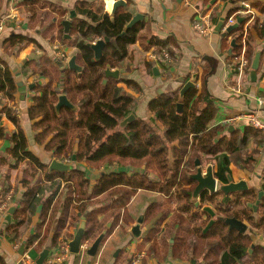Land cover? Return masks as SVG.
Masks as SVG:
<instances>
[{
  "label": "crops",
  "instance_id": "0c3cea01",
  "mask_svg": "<svg viewBox=\"0 0 264 264\" xmlns=\"http://www.w3.org/2000/svg\"><path fill=\"white\" fill-rule=\"evenodd\" d=\"M115 1L117 0H0V20L5 21L0 33V68H3V64L8 68L16 85V93L12 98H7L0 88V125L5 133L0 138V158L13 147L11 137L17 131L16 125L5 114V109H8L18 120L29 152L45 164L48 170L52 159L62 162L61 159L54 158L52 151L46 148L50 136L44 140L37 138L40 129L35 127L36 120L30 119L28 111L34 105V97L39 96L46 85L51 84L53 88L62 78L60 64L64 65L73 55L74 42L78 39V35L72 31L73 25L80 19L90 22L89 18L76 11L81 4L91 10L106 13L110 19H113L117 9H123L132 16L140 13L143 16V28L140 31L142 35L147 39L151 37L175 42L172 49L178 60L167 69L158 60L154 62L152 69H148L147 62L153 61L154 52L146 41L144 45L139 42L131 44L128 56L117 66L109 67L118 70V77H109L104 84L115 80L117 86L135 96L133 114L136 118L149 119L151 113L148 102L159 95L176 92L179 97L183 84L195 74L197 77L194 88L200 90L205 86L217 107L211 126H228L222 135L228 136L232 131L242 132L248 126L244 121L226 123L227 118L237 113L255 110L264 122V35L258 33L259 27L264 29V0H122L124 5L113 10ZM242 1L250 4L253 15L237 16V19L242 20L237 30L227 36L221 30H214L217 21L235 14ZM72 11L74 15H71ZM203 18L212 26L207 35H201L193 28V22ZM67 20L70 21L68 38L64 36L62 24ZM243 31L255 51L260 49V61L254 81L250 78V68L241 77L231 62V54L234 53L232 48L229 52L231 41L236 42L237 38L241 40ZM11 36H23L32 41L12 45L8 42ZM125 82H129V85ZM17 83L25 86L23 95L18 92ZM238 83L240 92L235 93L234 87ZM155 124L161 132L162 124L159 121ZM177 145V140L170 144L174 147ZM254 146L251 142L248 143V151ZM257 148L258 154L252 170L231 163L230 172L225 173L234 182L244 181L247 185L245 191L229 194L227 198L222 193L206 195L207 199L210 197L213 200L205 202H201L200 194L196 198L191 196L194 207H190L188 212L182 211L181 203L176 200L178 191L163 194L160 191L137 189L127 204L120 208L116 224L110 232H106L92 257L87 255L86 249L99 232H96L92 240L82 241L77 253H71L69 247L65 250L64 242L73 238L85 212H88L86 220L94 210L99 211L96 215L98 220L104 214L107 216L113 212H109V207L117 194L108 193L114 187L93 197L94 185L106 175L121 172L127 176L146 175L152 183H158L161 179L157 172L150 169L146 171L145 162L136 166L130 163H105L98 167L89 166L85 161L70 163L72 168L83 170L89 182L85 197L80 201L75 192L68 190V185L73 186L72 181L60 180L58 184H54L53 180L49 182L44 177L43 172L38 174L34 182L24 186L21 181L23 172L28 168L27 161L9 168L8 164L14 160L7 156L8 162L0 165L1 264H32L44 249H48L51 254L43 264H127L135 254L142 255L139 264H205L207 260L203 256L210 249L212 238L203 243L200 234L205 235L216 223H222L217 218L221 217L220 210L228 200L240 211L243 224L246 225L244 233L251 236L250 249L255 245L263 246L264 232L253 227L245 216L250 215L258 220L263 210L260 206H257L256 211L253 210L258 192H263L259 204L264 198V144ZM172 163L170 153L169 168H172ZM200 165L203 172L210 165L213 176L216 177L215 162L205 160ZM190 172L193 173L192 168ZM223 182H227V179ZM195 184L196 182L185 185V191ZM37 185L41 188L37 205L27 219L28 226L21 238H15L13 231H21L22 227L16 225L13 214L20 207L26 187L36 188ZM50 197V203L45 209L44 204ZM85 203V210L80 211L81 205ZM192 213H197L198 217H191ZM201 220H205L203 225H200ZM112 224L113 218L110 217L105 223V230ZM134 227L138 229L135 233ZM55 234L56 239L53 237ZM22 244L23 252L20 253Z\"/></svg>",
  "mask_w": 264,
  "mask_h": 264
},
{
  "label": "trees",
  "instance_id": "16d2710c",
  "mask_svg": "<svg viewBox=\"0 0 264 264\" xmlns=\"http://www.w3.org/2000/svg\"><path fill=\"white\" fill-rule=\"evenodd\" d=\"M76 11L90 20L88 22L80 19L72 27V31L78 35L74 42L73 55L76 64L81 67V72L64 70L62 78L53 88L48 84L41 90L39 96L34 97V105L29 108L28 114L31 120H36L35 127L40 129L37 138L44 140L50 136L46 148L52 151L54 158L71 159L74 155L75 164L85 161L92 167L115 162L136 166L145 162L146 171L150 169L157 172L162 180L152 183L146 175L127 176L124 172L102 177L94 185L92 195L97 196L114 187L108 193L117 194L109 207V212H113L107 216L104 214V217L98 220L96 215L99 211H92L85 222L83 242L92 240L96 232L105 230L106 221L112 217L113 224L106 229L107 233L110 232L116 224L120 208L127 204L137 189L158 190L167 194L177 178L180 183L190 182L188 167H193L196 159L200 162L205 160L215 162L217 167L215 176L219 181L226 180L225 173L230 172L231 163L249 171L253 169L252 164L258 154L257 146L264 144V132L246 126L242 132L232 131L228 136L222 135L228 126L225 124L211 126L217 107L205 86L200 90L189 89L182 98H179L177 93L159 95L148 102V110L151 113L149 119L141 120L135 117L121 125L124 118L134 113L136 98L117 86L115 80L102 84L104 76L101 71L122 62L128 56L131 44L139 42L144 45L145 41L152 46L163 68L167 69L178 60L175 50L172 49L175 42L151 37L147 39L140 33L143 28L142 21L125 30L124 27L132 15L123 9H117L113 19L106 13L91 10L83 4L77 6ZM258 33L264 35V29L259 27ZM228 34L230 33H225L224 36ZM103 37H107L109 41L102 49L100 58L93 60L90 44ZM245 39V55L250 68L255 49L246 36ZM22 41L32 40L23 36H11L8 40L12 45ZM239 50L240 39L237 38L232 52L236 53ZM163 51L167 53L169 62L161 60ZM154 62V60L147 62L149 70L155 66ZM125 83L129 85V82ZM0 88L4 90L7 98H12L16 93L14 79L4 64L3 68H0ZM61 94L67 96L73 108L62 106L59 110L55 109L57 98ZM177 104H181L180 108ZM5 114L16 125L17 131L11 137L13 147L0 158V165L8 162L7 156L14 160L8 164L9 168H15L19 163L27 161L28 168L23 172L21 181L24 186L34 182L38 174L43 172L44 177L49 182L54 181V184H58L60 180L72 181L73 186L68 185V190L75 192L78 200H83L89 185L84 171L77 167L63 172L48 170L45 164L27 150L26 138L16 116L8 109H5ZM156 121L163 126L161 132L155 124ZM4 135L3 127L0 125V138ZM175 140L178 141V145L170 146ZM250 142L255 146L248 151L247 146ZM170 153L173 157L172 168L168 167ZM185 164L187 168H184ZM262 174L264 177V166ZM40 190L38 185L36 188L26 187L20 207L13 214L16 225L22 228L21 231H13V237L21 238L26 230L27 219L37 205ZM50 199L51 197L45 202V209ZM176 200L181 203L182 208L194 207L191 190L186 193V197L180 195ZM200 200L212 201L213 198L207 199L203 193L200 194ZM86 205L87 203L81 205L80 211L85 210ZM258 206L263 208L258 220H254L250 215L245 216L253 227L264 232V198ZM191 217L197 218L198 214L192 213ZM203 223L205 220H201L200 225ZM197 232L200 234L199 230ZM53 237L56 239L57 234ZM200 238L203 239V243L212 238L210 249L203 256V259L207 260L205 264H264V246L255 245L251 252H248L251 248V236L248 233L240 234L227 229L222 223H216L207 234L202 236L200 234Z\"/></svg>",
  "mask_w": 264,
  "mask_h": 264
},
{
  "label": "water",
  "instance_id": "95a60500",
  "mask_svg": "<svg viewBox=\"0 0 264 264\" xmlns=\"http://www.w3.org/2000/svg\"><path fill=\"white\" fill-rule=\"evenodd\" d=\"M119 5H124L122 0H117L115 1L114 5H113V10L119 6ZM71 15H74V12H71ZM141 20H143V16L140 13H136L134 14L131 19L128 21V23L125 25L124 29H128L130 27H132L133 25L137 24L138 22H140ZM223 20L224 18H220L215 27L214 30L216 31H220L222 25H223ZM241 18H238L237 21L233 24H231L227 29V33H231L232 31H234L237 27L238 24L241 22ZM63 32H64V36L66 38H68V30L70 27V21H64L63 23ZM109 41V39L107 37H103V38H99L97 40H95L94 42H92L90 44V48L93 51V60H98L102 54V49L104 48L105 44ZM231 47L229 49V52L231 51V48L235 45L234 40L231 41ZM259 61H260V49H257L254 52V55L251 59L250 62V78L254 81L255 79V73L256 70L258 68L259 65ZM62 66V71L69 69V70H73L76 71L77 73L81 72V67L79 65L76 64L75 61V56L72 55L70 56V58L68 59V61L63 65L62 63L60 64ZM104 78L102 79V83L104 84L106 82V79L109 77L112 78H117L118 77V70L117 69H110L109 67L105 68L104 70L101 71ZM196 75H192L190 80L186 81L183 86L181 87V89L179 90V97H183L184 94L186 93V91L188 89H193L195 87V81H196ZM17 90L18 92L23 95L25 92V86H23V84L21 83H17ZM62 106H66L69 108H73L74 106L71 104V102L68 100L67 96L64 94H61L58 96L57 98V103L55 104V109L59 110ZM178 108H180L181 104H177ZM134 119V115L130 114L129 116H127L126 118H124L121 122V125H124L125 123L131 121ZM231 128V127H230ZM72 161L75 160V156H72ZM198 161H196L197 163ZM72 168V165L58 161L56 159H52L50 164H49V169L50 170H54V171H59V172H63V171H68ZM195 181H196V186L193 190L192 196L193 198H196L198 196V194L203 191V190H207L210 193L215 192V187L218 184L219 180L213 176V172H212V167L208 166L207 167V171L206 173H203L201 168L198 167L196 170V173L194 175L191 176ZM226 179L228 180L227 184H219L218 185V190L222 191L224 193H233V192H237V191H242V190H246L247 189V185L244 181H238V182H232L231 181V177L230 175L226 176ZM263 195V192L260 191L257 194V199L254 202L253 205V210L256 211L257 206L259 204V201L261 199ZM88 212H85L82 216H81V222L79 227L77 228L73 238L68 242V247H69V251L71 253H77L80 249V245L83 239V235H84V229H85V221H86V217H87ZM219 221L223 222L224 224L228 225V228H234L238 231V233L242 234L245 232L246 229V225L243 224V222L239 219L236 218H225V217H218L217 218ZM139 221H141V219H139ZM137 227L133 228L134 233L137 232ZM106 234V230L101 231L97 237L92 241V243L90 244V246L86 249V253L89 256H94L98 250L99 244L101 243L102 239L104 238ZM264 246V244H263ZM20 253L23 252V244L20 246ZM248 252H251V249H249ZM51 254L50 251L48 249H44L38 256L37 258L33 261L32 264H43L44 260L46 259V257Z\"/></svg>",
  "mask_w": 264,
  "mask_h": 264
},
{
  "label": "built area",
  "instance_id": "2783aa9c",
  "mask_svg": "<svg viewBox=\"0 0 264 264\" xmlns=\"http://www.w3.org/2000/svg\"><path fill=\"white\" fill-rule=\"evenodd\" d=\"M247 15L251 17L253 15V10L249 3L242 1L238 9L235 11V14L230 15L227 19L224 18L223 25L220 29L221 32L227 33L226 29L231 24L237 21V16L246 17ZM204 19L205 18H203L202 20L193 22L194 30L197 31L201 35H207L208 33H210L211 27H212L210 23H208V21ZM4 25H5L4 19L0 20V33ZM245 49H246V39H245V32L243 31V35L240 40V50L236 53L231 54V62L236 67L238 76H241V77L243 76L245 70L249 68V61L245 55ZM60 57L63 58V55L60 54ZM152 58L154 61L160 59L155 54H153ZM161 60L166 61V62L170 61L167 53H165L164 51L162 52ZM238 85L239 83L234 87L235 93L240 92V90L238 89ZM236 121H244L248 126L264 132V122L261 121V119L258 117V112L255 110L246 112V113H237L226 119V123H231V122H236ZM64 248L65 250H68L67 241L64 242ZM141 256H142L141 254H135L132 257V259L129 260L127 264H139Z\"/></svg>",
  "mask_w": 264,
  "mask_h": 264
},
{
  "label": "flooded vegetation",
  "instance_id": "af4514ba",
  "mask_svg": "<svg viewBox=\"0 0 264 264\" xmlns=\"http://www.w3.org/2000/svg\"><path fill=\"white\" fill-rule=\"evenodd\" d=\"M62 67V66H61ZM134 115V114H133ZM134 118H135V116H134ZM75 161V160H74ZM196 161H198L197 163H196ZM62 162H64V163H67V164H70V163H73V164H75V162H73L72 161V159H69V158H64V159H62ZM81 162V161H80ZM208 166H210V165H208ZM207 166V167H208ZM198 167H200L201 168V170H202V172H203V169H202V167H201V165H200V161L198 160V159H196L195 161H194V165H193V167H188V177H189V179H191V181L190 182H192V183H194V182H196L191 176L192 175H194L195 173H196V170H197V168ZM184 168H187V165L185 164L184 165ZM191 168H192V172L193 173H191L190 172V170H191ZM206 171H207V168H206ZM206 171L205 172H203V173H206ZM227 176V175H226ZM226 176H225V178H226ZM162 181V180H161ZM232 181V180H231ZM160 182V181H159ZM190 182H186V183H180V180H179V178H177V180H176V182H175V184L173 185V187L169 190V192H171V191H176V193H177V191H178V193H179V195L178 196H183V197H186V193L188 192V191H190L191 190V196H192V193H193V190H194V188H195V186H196V184H195V186L193 185L191 188L190 187H188V188H190L188 191H185V185H187L188 183H190ZM232 182H234V181H232ZM180 183V184H179ZM228 183V180H227V182H223V181H219L218 182V184L216 185V187H215V192H213V193H210L209 191H207V190H203V191H201L199 194H203L204 193V195H211V196H214V195H216V194H218V193H222V194H225V195H229V194H232V193H224V192H222V191H219L218 190V185L219 184H227ZM235 183V182H234ZM158 191V190H157ZM174 191V192H175ZM242 191H245V190H242ZM242 191H237V192H242ZM161 192V191H160ZM168 192V193H169ZM233 193H236V192H233ZM198 194V195H199ZM192 198V197H191ZM226 198H227V196H226ZM183 210L182 211H189V209L188 208H182ZM240 211H238V210H236L234 207H233V203H231L229 200L227 201V203L223 206V208L220 210V216L221 217H225V218H236V219H239V220H241L242 221V216H241V214L239 213ZM243 222V221H242ZM223 223V222H222ZM224 224V223H223ZM224 225H226V227H227V229H228V225L227 224H224ZM230 230H235L236 232H238L236 229H234V228H231ZM246 230V229H245Z\"/></svg>",
  "mask_w": 264,
  "mask_h": 264
},
{
  "label": "rangeland",
  "instance_id": "374dc122",
  "mask_svg": "<svg viewBox=\"0 0 264 264\" xmlns=\"http://www.w3.org/2000/svg\"><path fill=\"white\" fill-rule=\"evenodd\" d=\"M173 93H176V92H173ZM169 94H172V93H169Z\"/></svg>",
  "mask_w": 264,
  "mask_h": 264
}]
</instances>
